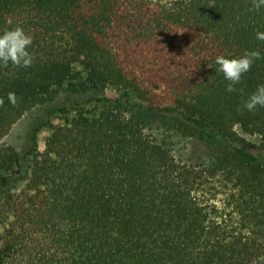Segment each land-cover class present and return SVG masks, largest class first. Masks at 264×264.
Returning a JSON list of instances; mask_svg holds the SVG:
<instances>
[{
	"label": "trees",
	"instance_id": "1",
	"mask_svg": "<svg viewBox=\"0 0 264 264\" xmlns=\"http://www.w3.org/2000/svg\"><path fill=\"white\" fill-rule=\"evenodd\" d=\"M17 26L33 63L0 67V264H264V153L238 131L264 149V107L243 109L264 58L231 93L214 63L264 57V7L0 0V32ZM144 112L224 149L177 157Z\"/></svg>",
	"mask_w": 264,
	"mask_h": 264
},
{
	"label": "clouds",
	"instance_id": "2",
	"mask_svg": "<svg viewBox=\"0 0 264 264\" xmlns=\"http://www.w3.org/2000/svg\"><path fill=\"white\" fill-rule=\"evenodd\" d=\"M251 3L256 10L264 7V0H251ZM256 39L264 41V31L257 30ZM31 44L32 37L19 26L0 32V67H7L9 63L15 67H30L33 63V56L28 51ZM261 58L264 57L259 50H244L239 57L217 55L214 61L215 72L222 74L227 81L226 91L229 93L237 91L235 86L241 82L242 76L251 70L256 60ZM207 67L212 68L211 65ZM7 96L9 103L16 105L15 93L9 92ZM3 103V98H0V106H3ZM258 106L264 107V84L258 85L243 103V109L249 112H254Z\"/></svg>",
	"mask_w": 264,
	"mask_h": 264
},
{
	"label": "rangeland",
	"instance_id": "3",
	"mask_svg": "<svg viewBox=\"0 0 264 264\" xmlns=\"http://www.w3.org/2000/svg\"><path fill=\"white\" fill-rule=\"evenodd\" d=\"M160 3H169L172 0H153ZM122 91L114 86H108L104 91V95L108 97H121ZM132 102H135L132 99ZM136 109V107H135ZM149 112H144L148 115ZM63 116H59L55 119V124H59L63 121ZM149 123L144 127L146 133L150 134L155 140L164 146L170 148L177 157L184 158L185 160L197 162L202 157H208L213 155L217 150L224 149V146L217 141H210L200 139L198 137H192L182 134L170 120L165 119L163 116L154 115L147 116ZM238 131L241 135L253 145V149L256 152H263L264 149L261 144V139L256 134H248L240 129ZM51 132V129H45L40 133V143H43L46 137ZM210 158V157H209ZM208 158V160H209Z\"/></svg>",
	"mask_w": 264,
	"mask_h": 264
}]
</instances>
